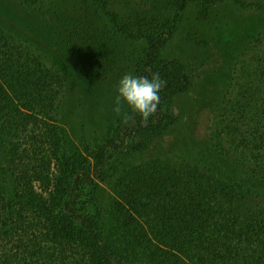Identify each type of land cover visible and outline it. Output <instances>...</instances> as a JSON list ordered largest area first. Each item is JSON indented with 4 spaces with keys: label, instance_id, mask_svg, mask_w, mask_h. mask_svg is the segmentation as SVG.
<instances>
[{
    "label": "trees",
    "instance_id": "1",
    "mask_svg": "<svg viewBox=\"0 0 264 264\" xmlns=\"http://www.w3.org/2000/svg\"><path fill=\"white\" fill-rule=\"evenodd\" d=\"M19 1L35 12H61L58 0ZM105 1L115 25L129 33ZM195 1H158L144 18L135 16L147 43L136 76L158 73L165 85L151 115L130 107L121 116L124 127L97 146L94 162L68 153L64 73L0 25V264H264V189L224 178L185 155L126 166L116 159L151 149L178 121L171 106L192 82L186 63L161 51ZM201 1L200 14L207 16L226 0ZM208 139L214 154L264 179V29L234 63L211 111ZM109 178L108 215L85 211Z\"/></svg>",
    "mask_w": 264,
    "mask_h": 264
},
{
    "label": "rangeland",
    "instance_id": "2",
    "mask_svg": "<svg viewBox=\"0 0 264 264\" xmlns=\"http://www.w3.org/2000/svg\"><path fill=\"white\" fill-rule=\"evenodd\" d=\"M106 1L129 33L115 25L103 0H58V16L35 12L19 0H0V25L29 40L68 79L63 115L66 147L69 154L84 153L92 162L97 146L124 127L120 118L130 108L123 100L117 104V85L125 74L136 76V63L146 49V39L139 33L143 21L135 16L144 18L155 2L168 0ZM246 1L248 6L226 0L201 16L202 1L196 0L182 12L178 29L161 54L186 63L192 87L171 106L178 116L176 124L151 149L116 158L122 166L138 159L180 154L224 178L264 189V179L214 154L208 139L211 111L224 94L234 63L250 39L264 29V9L255 6L264 5V0ZM144 29L148 32V25ZM112 180L101 183L85 211L108 215Z\"/></svg>",
    "mask_w": 264,
    "mask_h": 264
},
{
    "label": "clouds",
    "instance_id": "3",
    "mask_svg": "<svg viewBox=\"0 0 264 264\" xmlns=\"http://www.w3.org/2000/svg\"><path fill=\"white\" fill-rule=\"evenodd\" d=\"M165 85L158 73L151 78L125 74L117 85V104L121 100L144 117L157 110L160 90ZM118 110V109H117Z\"/></svg>",
    "mask_w": 264,
    "mask_h": 264
}]
</instances>
